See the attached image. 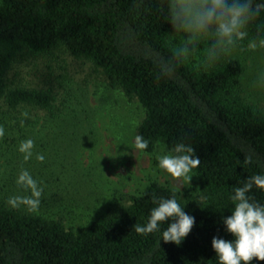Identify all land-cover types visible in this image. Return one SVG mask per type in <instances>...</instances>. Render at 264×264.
<instances>
[{
	"label": "trees",
	"instance_id": "obj_1",
	"mask_svg": "<svg viewBox=\"0 0 264 264\" xmlns=\"http://www.w3.org/2000/svg\"><path fill=\"white\" fill-rule=\"evenodd\" d=\"M167 7L168 0L0 1V101L9 110H52L50 90L10 87L6 74L18 57L63 48L141 105L137 134L149 141L143 152L158 143L194 148L202 192L184 204L173 189L150 183L129 205L76 232L0 205V264H218L211 239L232 238L222 217L232 210L233 187L264 172V111L243 100L235 58L200 71L193 68L199 59H173ZM246 155L254 162L244 164ZM173 195L195 217L181 244L159 240V232L137 233L155 198ZM250 195L264 203V190L254 186Z\"/></svg>",
	"mask_w": 264,
	"mask_h": 264
},
{
	"label": "rangeland",
	"instance_id": "obj_2",
	"mask_svg": "<svg viewBox=\"0 0 264 264\" xmlns=\"http://www.w3.org/2000/svg\"><path fill=\"white\" fill-rule=\"evenodd\" d=\"M1 1V0H0ZM172 44L179 37H171ZM203 46L191 58L201 59ZM241 96L246 103L264 111V88L252 86L253 72L264 57L238 52ZM10 87L50 90L51 111L32 108L9 110L0 101V205L21 213L59 221L73 232L100 216L127 206L131 196L142 193L150 183L171 189L180 181L157 167V153L167 151L158 143L152 153L130 147L144 117L134 98L109 84L103 72L90 61L73 57L63 48L46 54L18 57L6 74ZM32 139V155L24 159L22 141ZM38 155L43 160L37 159ZM27 169L43 189L37 212L24 206L13 208L7 199L26 195L16 178ZM177 192L187 203L200 200V180L194 171Z\"/></svg>",
	"mask_w": 264,
	"mask_h": 264
},
{
	"label": "clouds",
	"instance_id": "obj_3",
	"mask_svg": "<svg viewBox=\"0 0 264 264\" xmlns=\"http://www.w3.org/2000/svg\"><path fill=\"white\" fill-rule=\"evenodd\" d=\"M167 21L172 34L179 37L173 43V59L183 62L190 59L203 46L202 58L193 65L197 71L208 70L224 58L243 52L264 57V0H168ZM252 86L264 88V63L254 69ZM4 128L0 126V136ZM34 142L26 139L19 150L27 160L32 155ZM149 141L140 134H133L130 147L136 152L148 148ZM37 159L43 160L42 155ZM157 167L180 181L173 191L181 192L189 186L193 170L200 164V158L190 144L178 142L167 151L162 150L155 157ZM244 164L253 163V157L246 155ZM16 183L27 190L26 195L8 197L7 204L13 208L24 206L29 212H37L43 189L27 169H22ZM264 190V172H258L234 186L230 200L233 202L230 215L222 217L224 230L231 239L213 236L211 248L218 264H250L255 258L264 260V203L251 195L253 187ZM181 200V199H180ZM173 195L155 198V207L149 210L147 220L136 224L140 234L160 233L165 243L180 245L191 231L195 217L184 211V204ZM167 226L161 229V225ZM158 240V241H159Z\"/></svg>",
	"mask_w": 264,
	"mask_h": 264
}]
</instances>
